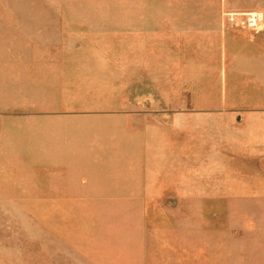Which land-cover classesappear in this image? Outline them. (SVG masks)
Returning <instances> with one entry per match:
<instances>
[{"label": "rangeland", "instance_id": "374dc122", "mask_svg": "<svg viewBox=\"0 0 264 264\" xmlns=\"http://www.w3.org/2000/svg\"><path fill=\"white\" fill-rule=\"evenodd\" d=\"M201 2L0 0V264L41 229L65 246L129 251L135 264H264V205H218L215 191L194 190L143 206L134 190H74L90 177L40 174L58 154L132 155L143 126L201 101L186 90L200 58L168 45L191 33L169 20L183 27L193 16L180 10Z\"/></svg>", "mask_w": 264, "mask_h": 264}, {"label": "crops", "instance_id": "0c3cea01", "mask_svg": "<svg viewBox=\"0 0 264 264\" xmlns=\"http://www.w3.org/2000/svg\"><path fill=\"white\" fill-rule=\"evenodd\" d=\"M201 1L198 7L180 10L193 16L183 27L169 20L170 29L191 33H185L183 41L168 40L169 46L188 48L184 55L195 53L200 58V76L189 81L186 90L199 94L201 101L186 103L173 109L168 119L143 126L137 131L142 150L132 155L127 151L58 154L43 162L54 165L41 166V175H60L64 170L88 176L89 180H74L80 185L74 190H134L143 206L160 205L162 199H171V193L187 197L194 190L215 191L218 205L237 201L264 205V29L255 33L225 17L226 12L254 9L264 14V0H215L212 6ZM209 61L215 63L210 74ZM98 174L106 175L108 184L92 182L91 175ZM107 198L105 194L103 199ZM33 242L25 237L14 264H135L125 249L114 253L75 242L65 246L59 232L50 236L41 229L35 246ZM139 249L141 255L147 253L146 248Z\"/></svg>", "mask_w": 264, "mask_h": 264}, {"label": "built area", "instance_id": "2783aa9c", "mask_svg": "<svg viewBox=\"0 0 264 264\" xmlns=\"http://www.w3.org/2000/svg\"><path fill=\"white\" fill-rule=\"evenodd\" d=\"M225 17L231 24L247 28L255 33L261 32L264 29V14L258 10L226 12Z\"/></svg>", "mask_w": 264, "mask_h": 264}]
</instances>
